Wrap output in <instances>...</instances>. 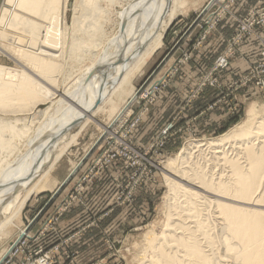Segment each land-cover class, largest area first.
<instances>
[{"label":"rangeland","instance_id":"374dc122","mask_svg":"<svg viewBox=\"0 0 264 264\" xmlns=\"http://www.w3.org/2000/svg\"><path fill=\"white\" fill-rule=\"evenodd\" d=\"M64 1L61 0L60 14L64 12ZM134 1L123 0L120 5H113L110 21L104 26L107 38L116 30L113 22L117 15L115 13L124 5L138 4ZM240 1H235L232 14L226 13L216 23L201 17L197 19L207 0L196 2V5L189 3L187 14L178 16L170 24L162 45L134 77V95L131 97V91L120 104L122 106L128 101L124 112L118 115L116 110L113 114L106 107L107 110L98 112L87 124L84 125L85 117L76 122L72 134H79L53 169L49 188L33 194L20 217L14 219L8 234L1 235L0 254L17 242L20 233L30 222L31 226L26 232L31 235L28 249L43 247L44 256L50 259L48 264H82L90 261V264L137 263L136 260L143 255L147 236L161 235L168 221L170 211L167 204L173 198L169 194L164 160L175 157L203 139L221 136L245 120L250 102L257 99L264 102V88H260L256 81L247 84L241 82L255 65L264 60V27L256 25L255 34L233 45V37L239 28L238 19L263 7L264 0H247L243 11L236 7ZM76 3L77 0L66 3L69 25L72 24ZM15 11L19 12L17 4L0 0V17L6 12L5 23L0 24V29L2 27L1 30L7 32V40L6 36L2 37L3 40L0 38V66L4 74L6 69H13L16 73L31 71L17 52L19 47L24 46L27 35L22 29L19 32L17 27L14 29L11 25ZM11 34L24 37L25 42L19 44L17 37ZM221 35L226 38L225 44L220 40L213 43L212 39L215 36L220 39ZM91 37L81 35L74 41L73 50L79 51L77 56L71 55L67 48L72 46L66 45L63 48L67 54L62 60V72L54 75L57 82H42L38 76L40 78L37 77L36 84L33 83L36 88L33 84L31 86L33 90L40 92L41 86L46 85L51 93L58 95L55 85L62 89L77 74H83L84 69L92 67L107 42H100V38L96 42L97 49H90L91 46L86 49L81 44L76 46L82 42L81 38L93 42ZM247 39L253 40L244 49L242 45ZM223 56L228 59V65L218 67L217 61ZM244 57L248 65L242 71L238 65L244 64ZM59 63L61 65V61ZM67 69L71 71L70 77L69 74L65 77H69L68 83L64 82L63 77ZM47 106L46 101H41L39 108L45 109ZM263 110L261 114L264 116ZM1 111L0 116H5L7 120L21 113L20 107L18 112ZM5 132V137H9L10 132ZM17 143L20 148V142ZM190 159L184 161L183 166L188 165ZM75 164L77 166L73 168ZM70 210L75 219L70 226L62 229V219ZM211 211L206 212L207 216L211 215ZM77 239H81L80 243L75 242ZM80 246L84 253L82 256L89 260L77 262ZM220 249L222 253L224 246ZM10 251L2 257V261ZM100 253L101 258L98 256ZM39 258L33 256L32 261L25 263V253L14 257L10 264L15 260L16 264H37ZM223 258L228 260L225 255ZM101 259L103 263H99ZM222 259L217 264L234 262L230 258L229 262Z\"/></svg>","mask_w":264,"mask_h":264},{"label":"bare ground","instance_id":"6f19581e","mask_svg":"<svg viewBox=\"0 0 264 264\" xmlns=\"http://www.w3.org/2000/svg\"><path fill=\"white\" fill-rule=\"evenodd\" d=\"M7 1L19 7L11 25L25 32L26 42L24 37L11 35L19 44L25 42L16 50L31 73L19 70L20 75L6 69L4 74L0 66V110H21L20 115L9 120L0 116V237L8 234L31 196L49 188L53 169L79 134H72L76 122L85 117V125L107 108L121 115L128 101L120 104L131 91V97L134 95V77L162 45L167 28L178 16L187 14L189 3L196 5L201 0H135L138 4L124 5L115 13L116 30L110 38L104 26L110 21L113 5L123 0H77L71 25L65 13L68 0L63 2L61 14V0ZM208 3L212 1L207 0L205 6ZM5 20L6 12L0 24L4 25ZM1 29L0 38L6 36L7 40V32ZM81 35L94 39L88 44L81 38L76 46L85 45L86 49H97L100 38V42H107L95 64L83 68L86 71L69 83L71 71L67 69L63 77L69 74L64 80L68 84L62 89L54 86L58 95L43 84L40 92L33 90L31 86L38 76L42 82H57L54 75L62 72V60L67 54L63 48L69 44L72 47L68 51L77 56L79 51H74L73 46ZM41 101L48 103L45 109L39 108ZM262 109L264 102L253 100L240 124L164 160L174 202L167 204L170 212L163 233L147 236L143 255L136 264H217L224 255L235 264H264ZM5 131L10 132L7 138ZM190 157L192 160L183 166ZM207 211L211 215L207 216ZM10 247L0 254V262Z\"/></svg>","mask_w":264,"mask_h":264},{"label":"built area","instance_id":"2783aa9c","mask_svg":"<svg viewBox=\"0 0 264 264\" xmlns=\"http://www.w3.org/2000/svg\"><path fill=\"white\" fill-rule=\"evenodd\" d=\"M212 3H208L197 16V19L201 17L206 21H214L215 23L217 21H220L223 16H225L226 13L232 14L231 9L232 6H234V3L236 0H210ZM196 19V20H197ZM239 22V28L237 30V33L233 37V45H236L240 43L245 37L251 34H255L254 27L256 25H261L264 27V6L258 8L257 10L250 11L247 15L241 17L238 19ZM195 24V22L192 24V26ZM263 44L264 39L262 38ZM262 56L264 57V50L262 52ZM228 65V59L223 57H220L217 61L218 67H226ZM256 81L257 85L260 88H264V60L262 63H259L258 66L255 65L253 69L251 70V73L246 75L242 80V84H247L249 82ZM31 223L28 222V225L23 230L22 235L17 240V242H14L10 249V253L4 257V260L1 264H10L11 260L14 257L23 256L25 253L27 254V259L25 263H28L29 261H32L33 256H39V260L37 261V264H48L50 259L48 256H44V249L43 247H37L35 250L28 249L29 240L31 238V235L26 234L28 228H30ZM29 255V256H28ZM24 264V263H23Z\"/></svg>","mask_w":264,"mask_h":264},{"label":"crops","instance_id":"0c3cea01","mask_svg":"<svg viewBox=\"0 0 264 264\" xmlns=\"http://www.w3.org/2000/svg\"><path fill=\"white\" fill-rule=\"evenodd\" d=\"M249 1V0H248ZM248 1L247 0H241L239 3H237V5H236V7H237V9L238 10H242L243 11V8L244 7H246V5L248 4ZM245 3H247V4H245ZM235 7V8H236ZM225 25H227L228 23L227 22H223ZM222 24V23H221ZM221 38L219 39V38H217L216 39V36L214 37L215 39H212L213 40V43L214 42H217V41H221V42H223L224 44H225V40H226V38H224L222 35L220 36ZM212 40H211V43H212ZM253 39H247L244 43H243V48L245 49V48H248V46H250V41H252ZM244 56V55H243ZM244 64H239L238 66H239V68H241L242 69V71H243V69H245V68H247L246 66L248 65L247 63H245V62H247L246 60V58L244 57ZM235 74H239V75H241V73H236L235 72ZM38 209V207L35 209V211ZM97 209V208H96ZM35 211H33V212H35ZM72 216H73V214H72V211L70 210L69 211V213H67V214H65V217L62 219V222H61V226H62V229H66V227L67 226H70L71 224H72V222L74 221V217L72 218ZM77 220H79V219H77ZM37 221V220H36ZM35 224V223H34ZM81 240V239H80ZM80 240L79 239H77L75 242L76 243H80ZM82 246H80V251L78 252V256H77V258H76V260H77V262L78 261H83V260H85V259H87V260H89V258H86V256L85 257H83L82 255L84 254V253H82ZM92 253H94L95 254V252H92ZM100 258H101V253L98 255ZM59 262H61V256L59 255ZM95 259V258H94ZM93 260V259H92ZM104 261L101 259L100 260V262L99 263H103ZM17 263V260H15L12 264H16ZM91 263V261L90 262H83L82 264H90ZM60 264V263H59ZM77 264H79V263H77Z\"/></svg>","mask_w":264,"mask_h":264}]
</instances>
